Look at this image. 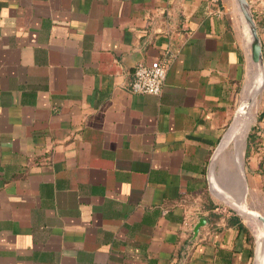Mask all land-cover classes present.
Listing matches in <instances>:
<instances>
[{"label": "crops", "instance_id": "1", "mask_svg": "<svg viewBox=\"0 0 264 264\" xmlns=\"http://www.w3.org/2000/svg\"><path fill=\"white\" fill-rule=\"evenodd\" d=\"M161 61V94L131 93ZM245 78L233 0H0V264H252L205 178ZM250 134L264 202V90Z\"/></svg>", "mask_w": 264, "mask_h": 264}, {"label": "water", "instance_id": "2", "mask_svg": "<svg viewBox=\"0 0 264 264\" xmlns=\"http://www.w3.org/2000/svg\"><path fill=\"white\" fill-rule=\"evenodd\" d=\"M240 30L243 36V47L246 54V78L241 88V98L234 115L223 132L217 145L215 146L206 166V184L208 194L218 203L228 208L234 215L244 221H257L264 225V216L257 211L245 209L246 195L248 193V182L246 174L241 171L239 174L240 190L237 194L228 187L219 186L216 180L215 168L219 160L223 157L230 146H233L241 131L246 128L244 136L243 152L246 148L248 134L258 121L261 108V98L264 90V61L262 53V43L258 28L254 20L251 7L247 0H233ZM261 75L260 83H257L255 74ZM253 106L254 115H246V119L241 120L237 111L249 110ZM243 155L241 157V168L243 166ZM203 221H199L193 228L195 238L202 227ZM252 264H264V237L253 240Z\"/></svg>", "mask_w": 264, "mask_h": 264}, {"label": "built area", "instance_id": "3", "mask_svg": "<svg viewBox=\"0 0 264 264\" xmlns=\"http://www.w3.org/2000/svg\"><path fill=\"white\" fill-rule=\"evenodd\" d=\"M216 2L217 0H213ZM264 3V0H263ZM167 73V61H161L155 67L137 65L134 68L129 91L133 94L159 96L162 92ZM226 215L234 216L224 206H221Z\"/></svg>", "mask_w": 264, "mask_h": 264}, {"label": "rangeland", "instance_id": "4", "mask_svg": "<svg viewBox=\"0 0 264 264\" xmlns=\"http://www.w3.org/2000/svg\"><path fill=\"white\" fill-rule=\"evenodd\" d=\"M249 134H250V132H249ZM249 134H248V136H249ZM247 139H248V137H247ZM245 144H246V148H245V150L243 152L244 155H243L242 170H243V173L246 174V172H247V169H246L247 168L246 167V162H247V155H246V152H247V140H246ZM231 151H234L233 150V146L229 147V149L226 151V153L223 155V157L219 160V162H218V164H217V166L215 168V175H216L217 183H218L219 186H222V187L223 186L227 187V184L225 183L224 176H223V167H224V163L223 162H224L225 156H228ZM231 189L233 190V193L237 194L239 192V190H240V184L238 182H236L235 185ZM245 202H246L245 203L246 207L249 208L250 210L257 211L261 215H262V213H264V202H263V199L259 198L258 196H255L253 191L250 190V189H248V193L246 195V201ZM221 206H224V205L220 204V207ZM243 222H244V225H245V228H246V232L249 234L250 238H252V240H254V237L257 238L258 237V230H259V228H262L261 225L259 223H257V222L244 221V220H243ZM262 233L264 234L263 228H262Z\"/></svg>", "mask_w": 264, "mask_h": 264}, {"label": "bare ground", "instance_id": "5", "mask_svg": "<svg viewBox=\"0 0 264 264\" xmlns=\"http://www.w3.org/2000/svg\"><path fill=\"white\" fill-rule=\"evenodd\" d=\"M257 83H260L261 81V75H258V72L255 74V79H254ZM237 114L239 115L241 120L246 119V115L247 114H251L252 116L254 115V111H253V106L251 105L249 107V110H242V111H237ZM246 128L243 129L240 133V135L238 136V138L236 139V142L233 145V148L237 151V157H236V161H237V168H238V173L241 174L242 168H241V157H242V153H243V142H244V136L246 134ZM245 209H249L246 207V205L244 206ZM250 210V209H249ZM251 222H257V221H251ZM261 225V227L263 228V232H264V225L260 222H257ZM264 237V234L262 236H259L257 238H262Z\"/></svg>", "mask_w": 264, "mask_h": 264}, {"label": "trees", "instance_id": "6", "mask_svg": "<svg viewBox=\"0 0 264 264\" xmlns=\"http://www.w3.org/2000/svg\"><path fill=\"white\" fill-rule=\"evenodd\" d=\"M251 137H252V134H249L248 139H247V152H246L247 156H248V146H249V143L251 141Z\"/></svg>", "mask_w": 264, "mask_h": 264}]
</instances>
